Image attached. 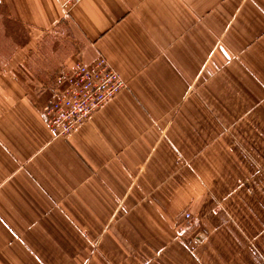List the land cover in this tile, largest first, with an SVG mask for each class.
I'll list each match as a JSON object with an SVG mask.
<instances>
[{"label": "crops", "instance_id": "obj_1", "mask_svg": "<svg viewBox=\"0 0 264 264\" xmlns=\"http://www.w3.org/2000/svg\"><path fill=\"white\" fill-rule=\"evenodd\" d=\"M0 8L36 30L75 25L87 62L104 56L128 83L63 139L43 111L56 94L36 96L35 84L0 72L3 264H21L23 250L53 264V252L83 250L90 235L106 234L103 249L164 244L182 212L201 214L193 171L214 165L215 145L221 165L238 164L243 138L261 152L264 0H82L70 14L58 0H0ZM198 237L199 249L207 238ZM205 259L193 264L224 260Z\"/></svg>", "mask_w": 264, "mask_h": 264}, {"label": "rangeland", "instance_id": "obj_2", "mask_svg": "<svg viewBox=\"0 0 264 264\" xmlns=\"http://www.w3.org/2000/svg\"><path fill=\"white\" fill-rule=\"evenodd\" d=\"M88 52L86 39L75 25L36 30L12 22L0 8V72L5 71L4 77L9 80L35 84L32 92L36 96L43 88H50L57 96L64 74L76 69L80 61L90 63ZM63 84L62 90L66 86ZM54 99L46 102L45 115ZM261 109L264 111V107ZM243 141L249 147L242 146V153L238 154L236 145L234 158L238 164L221 165L218 144L211 154L214 165H199L198 171H193L199 185L197 210L201 209V214L193 213L194 209L182 212L178 222L172 223L165 234L164 244L158 242L147 250L137 251L103 249L107 245L106 234L98 238L90 235L83 250L62 249V258L53 252L51 261L53 264H193V258L223 257L222 264H264V139L259 147L261 152L253 151L252 138ZM198 236L207 238L206 246H198L199 249L195 246L200 241ZM200 247L208 249V253ZM22 253L21 264L39 263L33 251ZM0 264H3L1 260Z\"/></svg>", "mask_w": 264, "mask_h": 264}, {"label": "built area", "instance_id": "obj_3", "mask_svg": "<svg viewBox=\"0 0 264 264\" xmlns=\"http://www.w3.org/2000/svg\"><path fill=\"white\" fill-rule=\"evenodd\" d=\"M82 0H58L63 11L70 14ZM65 88L47 109L49 129L54 138L67 139L79 126L89 122L106 104L127 89V82L104 56L86 63L63 76ZM190 215H188L189 217Z\"/></svg>", "mask_w": 264, "mask_h": 264}]
</instances>
